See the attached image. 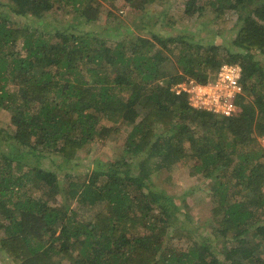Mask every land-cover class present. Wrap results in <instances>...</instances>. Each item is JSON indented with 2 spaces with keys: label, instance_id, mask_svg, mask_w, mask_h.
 <instances>
[{
  "label": "trees",
  "instance_id": "trees-1",
  "mask_svg": "<svg viewBox=\"0 0 264 264\" xmlns=\"http://www.w3.org/2000/svg\"><path fill=\"white\" fill-rule=\"evenodd\" d=\"M61 1L0 0V264H264V0H183L184 17L210 15L222 29L236 15L231 50L131 29L112 39L107 21L82 34L12 22ZM115 1L70 0L67 14L95 25ZM122 1L140 12L170 2ZM223 64L241 68L234 116L170 92L186 78L207 83ZM117 137L120 158L83 181L67 167L88 143ZM177 168L210 179L207 190L182 198L153 182L167 172L170 183ZM196 190L210 216L190 233L178 215Z\"/></svg>",
  "mask_w": 264,
  "mask_h": 264
},
{
  "label": "rangeland",
  "instance_id": "rangeland-1",
  "mask_svg": "<svg viewBox=\"0 0 264 264\" xmlns=\"http://www.w3.org/2000/svg\"><path fill=\"white\" fill-rule=\"evenodd\" d=\"M70 0H62L60 8H53L50 12L44 13L37 18L30 16L27 18L12 17L14 25L28 26L34 29H50L57 27L59 30H65L74 34H82L85 31L93 30L96 33H102L105 29V23L111 27L112 39H116V35L126 34L127 29L133 30L134 35H141L149 37L151 34L161 36L169 35H194L195 39L201 44H217L221 47H226L231 50L232 40L235 36L237 27L235 26V14H230V21L225 28H220L217 24L211 23L210 15L195 18H186L183 16V0H170L169 5H159L157 7L150 6L145 11H134L128 7L121 9L122 0H116L112 3H102L100 10V21L93 24H76L74 14L70 5H67ZM71 3V2H70ZM108 14V15H107ZM229 20V19H228ZM264 64V57L258 56ZM0 127H9V115L0 110ZM11 128H13L11 126ZM10 128V131H11ZM7 135V134H6ZM1 135L0 138H7ZM6 143V142H5ZM79 152L77 158L73 163L67 167L73 169L77 173L80 181H83L88 174H90L97 162L108 163L120 158L122 152V141L120 137L107 139L105 141H97L88 143ZM5 148L4 145H1ZM56 157L58 161L62 160L59 156ZM46 164H50L46 160ZM167 172H162L159 175L152 177L156 185L163 187L169 194L186 197V192L190 188L200 187L202 190H207L210 179L193 178L188 175V168H177L173 170L172 180L170 183H163ZM91 180V179H90ZM92 181V180H91ZM203 192L196 190L192 192V196L185 198V208L182 212L185 214L178 215V223L182 224L184 230H189L190 233H196L206 225L210 216V205L202 204ZM201 202V203H200ZM73 206V204H72ZM89 214V213H88ZM87 216V212H86ZM209 231V228H207ZM177 234H181L177 232ZM214 240L213 237H211ZM182 249L185 248V240L181 239L179 242Z\"/></svg>",
  "mask_w": 264,
  "mask_h": 264
},
{
  "label": "built area",
  "instance_id": "built-area-1",
  "mask_svg": "<svg viewBox=\"0 0 264 264\" xmlns=\"http://www.w3.org/2000/svg\"><path fill=\"white\" fill-rule=\"evenodd\" d=\"M240 78L238 64H223L207 83L186 78L172 84L170 92L175 96L184 95L193 109L229 118L240 112L238 101L243 95ZM258 142L264 149V136Z\"/></svg>",
  "mask_w": 264,
  "mask_h": 264
}]
</instances>
